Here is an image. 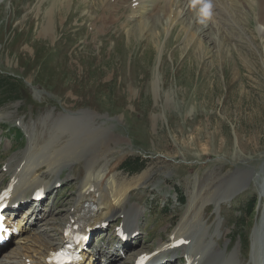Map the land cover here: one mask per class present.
Masks as SVG:
<instances>
[{
    "label": "rangeland",
    "instance_id": "obj_1",
    "mask_svg": "<svg viewBox=\"0 0 264 264\" xmlns=\"http://www.w3.org/2000/svg\"><path fill=\"white\" fill-rule=\"evenodd\" d=\"M164 1L166 10L159 0L134 12L129 2L107 9L112 0H0V190L8 160L29 142L24 124H38V134L49 114L47 127L86 112L118 139L109 161L119 177L148 171L127 196V207L143 209L139 236L119 244L115 230L124 218L109 219L88 244L98 246L99 263L133 264L152 253L174 232L196 188L204 183L201 198H212L221 180L250 171L259 178L200 214L219 249L237 248L249 264L264 210V0H221L203 25L195 0ZM84 174L83 162L58 173L61 181L32 214L38 240L59 247ZM165 259L183 264L180 251L157 263Z\"/></svg>",
    "mask_w": 264,
    "mask_h": 264
},
{
    "label": "bare ground",
    "instance_id": "obj_2",
    "mask_svg": "<svg viewBox=\"0 0 264 264\" xmlns=\"http://www.w3.org/2000/svg\"><path fill=\"white\" fill-rule=\"evenodd\" d=\"M242 1L249 2V0ZM127 2H129L130 10L131 4L136 3L134 10L132 9L136 12L142 8L149 10L150 5L154 2L156 5L159 0H112L110 5L107 3L106 8L114 9V5L118 9L119 6H125L124 4ZM211 2L213 10H219L221 0H211ZM165 4V1L162 0L160 10H166ZM169 7L172 8L171 5ZM196 11L195 14L198 13V6ZM149 16V19H152V16ZM140 25L148 27L144 22ZM9 116L7 115V117ZM49 117L50 114L39 120L38 123L42 129L38 134H36L38 124L35 123L33 126L24 124L29 135V142L18 158L15 154L8 160L10 176L5 187L0 190V194L3 193L10 204H14V201L26 200L37 191L46 194L53 187L56 188L58 182L61 181L58 173L60 174L63 169L70 168L78 162H83L85 174L81 180L79 192L76 194L74 206L67 210V214H69V210L72 212L65 227L69 225L67 229H70L73 225L80 224L78 232L81 233L90 227L106 223L111 218L122 217L124 218L123 222L117 231L130 239L140 231L137 220L139 221V217L142 216L143 209L141 206L131 203L127 207V196L131 190L144 184L148 171L145 170L129 179L119 177L115 171L118 166L111 167L109 161V155L113 151L110 148V142H118V139L111 137L113 134L109 128L96 125L97 117L94 115L82 112L80 115L62 116L59 119H54L52 121L54 124L52 126V123L48 124L47 127ZM17 134L18 137L22 135L19 131ZM43 135L46 136V139ZM1 142L0 137V145ZM37 152L39 154H36ZM41 169H43L42 173L37 175L36 173ZM44 175H52L53 179L41 178ZM251 178L258 179L259 174H252L250 171L235 172L229 178L221 180L216 186L212 198L207 197L205 200L201 198V193L206 187L204 183L200 188H196L188 200L187 209L182 219L174 232L170 233L167 242H158L152 253L138 254V260L144 264H159L157 262L164 257H176L180 251L183 264H242L237 248L227 254L224 250L219 249L217 242L211 240L210 228L203 225L200 214L205 204L210 201H217L220 204L224 199L230 198L242 190ZM260 192H264V175L261 178ZM18 210L19 208L14 212H9L3 225L14 228L18 237L14 240V245L9 248L7 257L0 259V264H48L51 253L57 251L69 238V235L65 234L66 228L60 233L59 247L54 248L50 242L42 238L38 240L36 231L30 233L32 229L27 221H24V224L15 222L14 216ZM33 212L34 210H29L27 213L32 216ZM214 234L217 235L216 232ZM251 240L252 249L249 264H264V210L261 222L256 226ZM84 246L85 244L80 242L75 248L79 259L74 264H102V262L110 264L113 261V257H111L107 263L102 257V262L99 263V251L95 250V248L98 249V246L94 245L88 249ZM169 261L173 260H168L167 263Z\"/></svg>",
    "mask_w": 264,
    "mask_h": 264
},
{
    "label": "clouds",
    "instance_id": "obj_3",
    "mask_svg": "<svg viewBox=\"0 0 264 264\" xmlns=\"http://www.w3.org/2000/svg\"><path fill=\"white\" fill-rule=\"evenodd\" d=\"M198 4V22L206 24L213 16V4L211 0H195V5Z\"/></svg>",
    "mask_w": 264,
    "mask_h": 264
},
{
    "label": "trees",
    "instance_id": "obj_4",
    "mask_svg": "<svg viewBox=\"0 0 264 264\" xmlns=\"http://www.w3.org/2000/svg\"><path fill=\"white\" fill-rule=\"evenodd\" d=\"M129 164V163H128ZM130 165V164H129ZM127 166V164L125 163V167ZM140 169V168H139ZM139 169H134V170H132V171H137V170H139Z\"/></svg>",
    "mask_w": 264,
    "mask_h": 264
}]
</instances>
